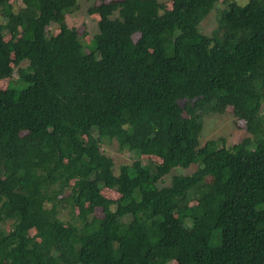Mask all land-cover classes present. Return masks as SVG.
<instances>
[{
  "label": "trees",
  "instance_id": "16d2710c",
  "mask_svg": "<svg viewBox=\"0 0 264 264\" xmlns=\"http://www.w3.org/2000/svg\"><path fill=\"white\" fill-rule=\"evenodd\" d=\"M77 9L0 0V264H264V0H101L88 44Z\"/></svg>",
  "mask_w": 264,
  "mask_h": 264
},
{
  "label": "rangeland",
  "instance_id": "374dc122",
  "mask_svg": "<svg viewBox=\"0 0 264 264\" xmlns=\"http://www.w3.org/2000/svg\"><path fill=\"white\" fill-rule=\"evenodd\" d=\"M101 0H77L78 9L69 15H66L65 21L70 28H75L81 35L85 44H88L94 35L98 33V26L96 18L91 17L88 14V9L93 3H99ZM165 7H169L172 0H157ZM240 5L244 4L246 0H236ZM14 11H17L19 4L13 3ZM223 8V5L217 3L214 9L208 14L207 17L199 25V30L208 36H211L213 31L217 27L218 12ZM1 23H4L3 19H0ZM57 28L55 23L50 26V31L54 32ZM16 77V69L14 70ZM5 81L0 84V89H4ZM183 105V102H180ZM261 113H264V103L261 107ZM249 134L236 123V120L232 113L227 112L225 114L209 113L203 116V131L200 136V143L203 145L208 140L224 139L226 146H232L242 141ZM102 150L106 155L111 157L114 161L115 173L119 171V168L123 165H129L135 160V156L129 152H119L116 141H112L109 145H103ZM195 166L190 167L187 170L193 171ZM188 171L182 169H174L172 173L167 175L164 179V183L160 185H168L173 174H184ZM112 199L111 194H108ZM61 219L64 221L69 220V215L63 211L61 213Z\"/></svg>",
  "mask_w": 264,
  "mask_h": 264
}]
</instances>
